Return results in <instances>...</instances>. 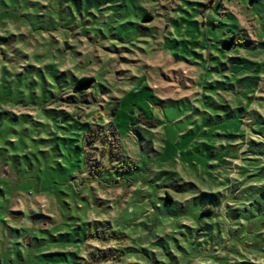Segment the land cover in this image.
<instances>
[{
	"label": "rangeland",
	"instance_id": "374dc122",
	"mask_svg": "<svg viewBox=\"0 0 264 264\" xmlns=\"http://www.w3.org/2000/svg\"><path fill=\"white\" fill-rule=\"evenodd\" d=\"M0 264H264V0H0Z\"/></svg>",
	"mask_w": 264,
	"mask_h": 264
},
{
	"label": "trees",
	"instance_id": "16d2710c",
	"mask_svg": "<svg viewBox=\"0 0 264 264\" xmlns=\"http://www.w3.org/2000/svg\"><path fill=\"white\" fill-rule=\"evenodd\" d=\"M147 19H154V15L153 14H151V13H147V15L145 16ZM95 82V78H93V77H82V78H80V79H78L77 81H75V82H73V78H72V80H71V84H70V86H68V88H67V90H69V89H75V91H77V92H79V91H82V90H84V89H86L87 87H89V86H91L93 83ZM55 89H56V87H54ZM58 89V88H57ZM60 90L61 89H64V88H59ZM60 92H62V91H60ZM115 111H117L116 109H115ZM114 111V112H115ZM126 114V113H125ZM127 115V117H128V120H131V117H130V115H128V113L126 114ZM97 126V125H96ZM96 126H94V124H90V126L88 125V124H85L84 126H82L83 128L82 129H84V127H86V129H87V131H85L84 133H83V135H82V137H81V139H80V146L82 147V151L84 152V154H85V156H84V158L87 160V157H86V153H85V148H84V146H85V144H88L89 142H94L95 141V138H100V129H98L99 127H96ZM81 129V130H82ZM76 141H78V139L76 140ZM87 164H89L88 163V161H87ZM95 168V167H94ZM98 172L99 173H104V174H106V172H104L102 169H99L98 170ZM108 173V172H107ZM146 183H148V182H146ZM148 186V185H147ZM159 198V197H158ZM143 199H145V197H143ZM161 200H166V201H168V202H174L175 201V199L170 195V194H168V193H166L165 194V197L164 198H160ZM207 212H209L211 215H214V216H216L217 217V213H216V210H214L213 208H211V207H206V208H204L203 209V214L205 215V214H207ZM86 214H87V210H86ZM118 218V217H117ZM114 221L116 220V218H114L113 219ZM84 221V220H83ZM78 222H80V220H78ZM111 220L109 221H105V222H101V221H98V220H95V221H93V222H90V221H87V222H85V224L83 223V225L82 226H80V225H78L77 227H78V229L79 230H81L82 231V234H77L79 237H82V238H86L85 240H90V239H97V240H104V239H112L111 237L110 238H105V237H107L106 235L107 234H109L110 233V228H111ZM88 225V227L90 228V227H94L95 228V230H96V234H92V235H89L88 233L87 234H85V235H83V230L85 231L86 230V228H85V226H87ZM76 227V228H77ZM76 228H74V229H72L70 232H67V233H63V234H61V235H63V236H65V237H69L70 235H73V232H74V230L76 229ZM207 230L209 229V228H207V227H205ZM132 229V228H131ZM131 229H130V231H131ZM58 231V230H57ZM134 231V230H133ZM209 231V230H208ZM59 232H61V230L59 231ZM87 232H89L90 234H91V232H90V230H88ZM132 232V231H131ZM121 233V232H120ZM211 233H213V232H211ZM221 233V232H220ZM102 234L104 235V237H98V235H101L102 236ZM106 234V235H105ZM119 235V234H118ZM123 235H126L125 233L123 234ZM123 235L121 236V237H119V238H117V239H114L115 241L116 240H120V239H122V237H123ZM127 236V235H126ZM98 237V238H97ZM128 238H130L131 239V235H129V236H127ZM113 240V239H112ZM111 240V241H112ZM166 247V246H165ZM131 248H134L133 247V245H131ZM120 250V249H119ZM126 251L125 250H120V253H122V254H124ZM116 256H118V257H120V256H122V255H120V254H118V255H116Z\"/></svg>",
	"mask_w": 264,
	"mask_h": 264
}]
</instances>
